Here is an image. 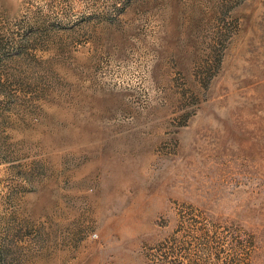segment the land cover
Returning a JSON list of instances; mask_svg holds the SVG:
<instances>
[{
	"label": "rangeland",
	"instance_id": "rangeland-1",
	"mask_svg": "<svg viewBox=\"0 0 264 264\" xmlns=\"http://www.w3.org/2000/svg\"><path fill=\"white\" fill-rule=\"evenodd\" d=\"M0 264H264V0H0Z\"/></svg>",
	"mask_w": 264,
	"mask_h": 264
}]
</instances>
